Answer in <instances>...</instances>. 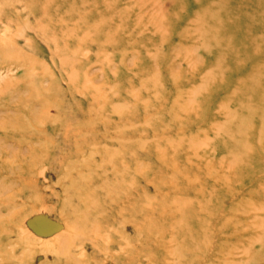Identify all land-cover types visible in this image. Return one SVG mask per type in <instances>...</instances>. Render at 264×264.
Wrapping results in <instances>:
<instances>
[{"label":"rangeland","instance_id":"obj_1","mask_svg":"<svg viewBox=\"0 0 264 264\" xmlns=\"http://www.w3.org/2000/svg\"><path fill=\"white\" fill-rule=\"evenodd\" d=\"M0 264H264V0H0Z\"/></svg>","mask_w":264,"mask_h":264},{"label":"bare ground","instance_id":"obj_2","mask_svg":"<svg viewBox=\"0 0 264 264\" xmlns=\"http://www.w3.org/2000/svg\"><path fill=\"white\" fill-rule=\"evenodd\" d=\"M65 125H67V124H65ZM69 129H71V127H69ZM73 147V146H72ZM64 148H66V147H64ZM73 150H74V148H73ZM68 152V151H67ZM72 152H74V151H72ZM75 154H76V152H75ZM78 154V153H77ZM79 155V154H78ZM79 157V156H78ZM48 160H49V158H48ZM57 165V164H56ZM60 168V167H59ZM77 171H79V170H77ZM82 172H83V170H82ZM85 172V171H84ZM91 176V175H90ZM89 176V177H90ZM92 177V176H91ZM127 182V181H126ZM126 188H127V186H126ZM134 204V203H133Z\"/></svg>","mask_w":264,"mask_h":264}]
</instances>
